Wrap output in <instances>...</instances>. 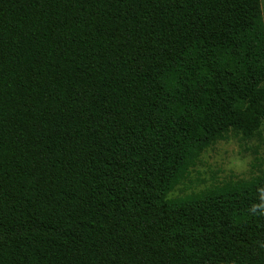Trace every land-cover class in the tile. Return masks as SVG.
Returning <instances> with one entry per match:
<instances>
[{
	"label": "trees",
	"instance_id": "16d2710c",
	"mask_svg": "<svg viewBox=\"0 0 264 264\" xmlns=\"http://www.w3.org/2000/svg\"><path fill=\"white\" fill-rule=\"evenodd\" d=\"M263 125L262 0H0V264H264Z\"/></svg>",
	"mask_w": 264,
	"mask_h": 264
},
{
	"label": "rangeland",
	"instance_id": "374dc122",
	"mask_svg": "<svg viewBox=\"0 0 264 264\" xmlns=\"http://www.w3.org/2000/svg\"><path fill=\"white\" fill-rule=\"evenodd\" d=\"M264 14V0H262ZM264 173V125L253 138L230 132L208 147L187 178L169 194L185 196L230 181L247 180Z\"/></svg>",
	"mask_w": 264,
	"mask_h": 264
}]
</instances>
